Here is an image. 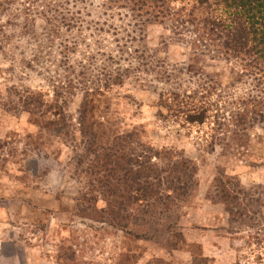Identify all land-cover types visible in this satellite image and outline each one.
Masks as SVG:
<instances>
[{
    "label": "rangeland",
    "instance_id": "rangeland-1",
    "mask_svg": "<svg viewBox=\"0 0 264 264\" xmlns=\"http://www.w3.org/2000/svg\"><path fill=\"white\" fill-rule=\"evenodd\" d=\"M100 3L77 6L86 27L69 29L64 40L81 48L65 50L49 32L46 0H0V264H264V124L253 122L237 137L229 122L264 98V83L236 84V65L196 56L190 39L177 40L166 25L143 28L128 11L101 15L106 33L96 34L92 12ZM119 76L124 84L114 86ZM210 80L219 90L207 102L219 104L222 129L214 120L159 117L161 95L202 92ZM27 91L50 101L59 93L65 120L25 112L19 95ZM89 91L104 95L95 112L104 144L135 134L133 159L161 154L153 163L164 171L190 163L189 196L133 206L108 199L80 128ZM50 118L61 125L48 126ZM127 145L118 146L121 154ZM163 177L166 189L172 178ZM221 184L236 195L245 223L222 202ZM93 192L99 210H118L120 222L81 215L82 197Z\"/></svg>",
    "mask_w": 264,
    "mask_h": 264
},
{
    "label": "trees",
    "instance_id": "trees-1",
    "mask_svg": "<svg viewBox=\"0 0 264 264\" xmlns=\"http://www.w3.org/2000/svg\"><path fill=\"white\" fill-rule=\"evenodd\" d=\"M92 1L94 0H51V2L46 0L47 5L42 6L46 10V22L50 28V34L53 37H58L60 46L65 50H75L78 46L81 48L79 43L65 41L64 33L68 34V30L75 27L78 28V31L86 27V21L82 20L84 13L80 9L78 10L77 6ZM99 1H101L97 8L99 12H92L98 14L99 23H95L97 27L94 28L96 34L106 33L104 29H99L101 15L110 16V13L128 11V19L139 21L141 23L139 26L143 28L148 25H166L177 40L190 39L187 44L192 46L196 56L210 57L230 65H236L239 69L236 84L242 83L244 78H257L260 84L264 83V0ZM37 3L43 2L37 1ZM89 6L94 5L90 4ZM87 17L94 18L92 15ZM103 26L106 25L103 24ZM139 30L143 31L142 28ZM96 49H100L98 45H96ZM124 80V77L119 76L114 86H122ZM202 83H204L201 88L202 92L196 90L172 91L169 95H161L159 117L175 118L190 125H203L207 121L214 120L220 129L226 126L220 120L219 104L214 103L215 105H213L207 102L219 88L213 85V81H211L212 85L207 87H205V82ZM208 88H210L209 91ZM94 93L96 92L86 93L79 121L81 133L90 140V148L95 156L91 168L93 176L98 181L100 190L109 196L108 199L117 197L122 200L123 204L127 203L133 206L140 201L147 204L151 202L163 203L165 199L172 203L174 200H184L189 196V190L192 188L191 182L196 174L195 169L190 167V163L185 162L180 167L175 166L170 171H164L159 165L153 163V159H159L161 154L155 153L151 160L145 157V163L140 162L141 158L133 159L136 156V151L130 148V144H133L135 134L122 136L115 140V143H111L107 139L108 142L104 144L106 135L102 131L103 126L95 120V112L99 109L100 103L97 96L104 97V95L100 94V91ZM56 94L57 100L50 101L46 100V96L42 93L27 91L19 95L20 104L25 112L41 116L45 121L48 117H52V119L59 117V119L65 120V103L61 104L59 98L62 100L63 98L59 93ZM245 107L243 111L236 112L232 120L229 121L234 127V135L237 137L240 131L248 130L253 122L259 121L264 124V98L262 100L254 99ZM47 124L50 127H57L61 125V122L52 121L50 118ZM124 143H128V145L121 154L118 146ZM124 164L126 167H123ZM165 175L172 178L166 183V189L163 186V180L165 181L163 176ZM221 187H223L222 184ZM91 195V198L89 196L82 197L81 204H86V207H80L82 216L95 219L111 216L112 221L120 222L122 220L118 210L111 207L108 210H99L100 199L94 196V192ZM220 198L225 204L232 205L231 215L236 222L245 223L247 221L246 213L241 211L242 208L239 204H236L238 199L227 185H224L221 190Z\"/></svg>",
    "mask_w": 264,
    "mask_h": 264
}]
</instances>
